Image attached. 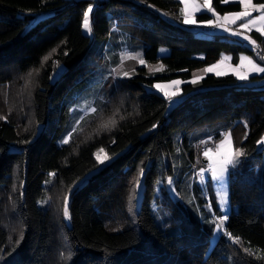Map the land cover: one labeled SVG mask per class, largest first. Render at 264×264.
I'll use <instances>...</instances> for the list:
<instances>
[{"label": "trees", "instance_id": "trees-1", "mask_svg": "<svg viewBox=\"0 0 264 264\" xmlns=\"http://www.w3.org/2000/svg\"><path fill=\"white\" fill-rule=\"evenodd\" d=\"M90 2L98 3L93 39L82 31ZM136 2L180 20L176 0H0V264H264V147L257 143L264 135V74L251 80L259 85L208 75L184 85L185 99L170 111L166 98L148 91L160 80L188 82L224 54L237 64L241 54L257 57L256 50L143 16L150 22L138 28L145 62L160 63L171 75L150 78L141 68L108 84V101L60 145L70 95L106 63L90 54L93 41L106 42L116 20L140 16ZM212 6L220 15L241 10L221 0ZM252 36L264 55L263 38ZM162 46L170 49L166 57L158 55ZM56 62L63 72L52 80ZM109 120L115 124L102 127ZM243 122L247 129L236 147L244 155L238 176L231 174L232 212L225 225L231 238L223 235L212 247L220 210L211 187L214 214L204 210L195 180L190 183L197 145L217 143ZM101 148L112 159L98 166ZM169 177H178L176 198L164 189L159 194ZM137 179L139 210L136 201L129 203ZM69 188L67 221L62 199Z\"/></svg>", "mask_w": 264, "mask_h": 264}, {"label": "rangeland", "instance_id": "rangeland-1", "mask_svg": "<svg viewBox=\"0 0 264 264\" xmlns=\"http://www.w3.org/2000/svg\"><path fill=\"white\" fill-rule=\"evenodd\" d=\"M89 1L99 2V1H105V0H89ZM197 2L202 4L203 0H197ZM233 3H236V2H234V0H230V2L227 4H233ZM253 3H255V4L264 3V0H253ZM92 4H93V12L90 14L91 31L85 30L83 28V23H82V31H83L85 36L93 39L94 38L93 20H94V14H95L98 3H92ZM136 4L138 5V6L136 5L138 8L135 7L134 11L139 12L140 16L134 15V16H129V17L123 18L121 20H116L115 24L112 27L111 35L106 42L95 41V40L93 41L92 48L90 49V54L99 55V56L103 57L106 60V63H105V66L103 68L99 69L96 73H94V76L90 80H88L86 82V84L78 86L77 89L74 90V92L70 95V97H69L70 107H71L70 116H69L68 123L66 124V126L64 128V133H63L62 139L67 137V134L71 131L72 135L70 137H68V139L70 141L73 134H75L76 132H78L80 130L82 125L85 123V121H87L91 115L96 113V112H94V113L91 112L90 108L94 107V108H96V111H97L98 108L104 102L108 101V97H107L108 93H106V86L108 84L113 83V82H117L118 80L131 78L134 75H136L137 71L141 68L147 69V75L150 78L164 77V76L171 75V72L167 71L164 67H163V70L160 72L150 71V68H155V67L161 65L160 63L155 64V65H148L145 62V64L141 65V64H139L138 59L132 58V57H139V58L144 59V61H145L144 48H145L146 43H145V40L138 35V28L145 27L144 25H148V24L150 25V22L144 20L142 18L143 16L148 17V19H150L151 21H160V19H163V20L167 21L169 24H172L174 26L175 25H182L185 28H187V29L191 30L192 32H194L195 34H197L198 36H202V37H206V38H211L214 36L230 38L232 41L240 43L241 45H243L244 47H247L251 51H255V50L259 49V47L260 48L262 47L261 44L252 36L253 33H257L255 30H253L251 33H248L252 39H255L257 41V46L255 48H253L251 45L248 44L247 41H243L240 37L232 36L228 32H224L221 29H216L215 32L205 33L203 31V27H205V26H203L202 24L185 25L182 23V17H180V20H178L174 16H168L165 13H162V12L156 10L155 8L151 7V6H149V9L140 8L141 5L144 6L141 2H136ZM182 7H183V5L181 4V8ZM201 14H208L209 16L212 17L211 13L207 12L206 10H202L201 12H198L195 14V18L197 19V17ZM257 15H259V13H253V16H257ZM233 27H235V26H233ZM257 34H259L263 38V41H264V36H262L260 33H257ZM161 49H164L165 51H161ZM169 54H170V49L168 47H166V46L160 47L159 53H158L159 57H166ZM241 55L248 56V57L252 58L253 60H255L257 63H260L261 66H264V61H261L259 58L255 57V56H252V55H249L246 53L241 54ZM223 56L232 57V55H229V54H224V55H222V57ZM198 57L200 59H203L205 56L199 55ZM226 64H231L233 66L236 65L233 63V59H231L230 61H226ZM121 66H122L123 71H128L130 73L129 77H126V78L119 77L113 71L114 69H120ZM204 68L194 71L193 74L202 75L203 78H205L208 75H215L213 73H207V74L203 73ZM263 74L264 73L253 74L250 77L249 81H239V80L238 81L240 83H244L246 85H259L260 84L259 80L256 82L251 81V80L253 77L260 78L263 76ZM229 75H231V74H229ZM172 80H177V79L160 80V81L154 82V84H156V83H169ZM179 80L183 81L182 79H179ZM188 83L189 82L183 81V83L180 85V90H181L180 95H178L177 97H174V101H175L174 103H171V104L169 103V105H168L169 111L171 109H173L175 106H177L181 101H183V99H185L184 92H183V86L188 84ZM148 91L154 92V93H157V94H160L163 96L162 93L158 92L156 89L152 88L151 86H148ZM81 117H83V119H81ZM242 124H243V127L241 126L236 132H234L232 130L228 131V132H230V140L232 142L233 148H237L236 147V141L237 140H241V139L243 140L244 139V135H245V131L247 129V125L244 122ZM73 129H75V131H72ZM263 137H264V135H263ZM219 140L217 141V143L219 142ZM60 145H66V144H62L60 141ZM259 147H260V149H262L264 147V143H260ZM212 148L215 149V146ZM204 150H206V148L201 149L200 145L199 144L197 145L196 164H195V168H193L194 169L193 170L194 176H193L192 180H190V183L193 182V180H195V183L198 184L199 189H200V197H201L202 201L204 202V205H203L204 210L207 213L214 214L213 205L211 203V192H210L209 187L212 188L214 195L216 197V200H217L218 208L220 210L219 216H222L224 214V212L219 207V198H218L220 190H221V182H213L208 173H205V180L203 182H201L199 179L198 173H199L200 169L202 167H205L208 163V161L203 156ZM101 155L103 156V153ZM205 160H206V162H204ZM240 160H241V157L238 158V160L234 166L229 168L228 174L226 176V181L224 182V187H226V190L228 192V205H227L228 217L230 216V214L232 212L231 199H230L231 174L233 173L235 177L238 176V173H239L238 165L240 164ZM101 166H103V165H101ZM256 169L259 170V167L256 166ZM172 179H173L174 183L171 187L168 184V180H167V182L164 181L160 185L159 194H160V191L162 189H164L165 191H168L169 194L171 195V197H173V198H176L179 196V194L175 188V182L178 180V177H174ZM85 181H87V180H84V182ZM83 183H80L79 185H82ZM142 190H143L142 186H140L139 195H138V198L136 200V202H137L136 209H138V210H139V206H140L142 196H143ZM209 205H211V207H209ZM219 216H217L215 218L217 219ZM227 221L225 222V225H226ZM224 233H225V226H224V230L222 232H215L214 231V236L212 237V240H211L212 247L217 243V241L219 240V238L221 236L225 235Z\"/></svg>", "mask_w": 264, "mask_h": 264}, {"label": "snow or ice", "instance_id": "snow-or-ice-1", "mask_svg": "<svg viewBox=\"0 0 264 264\" xmlns=\"http://www.w3.org/2000/svg\"><path fill=\"white\" fill-rule=\"evenodd\" d=\"M178 3L182 4L183 7L180 9V16L182 17V23L185 25H198L202 24L205 27L221 29L224 32H228L232 36L240 37L243 41H247L249 45L253 48L257 46V41L252 39L248 33H251L255 30L257 33H260L264 36V3L255 4L253 0H234V2L238 3L241 10L233 13H228L224 15H220L216 12L214 7L212 6V0H203V3L197 2V0H177ZM230 0H221V3L227 4ZM202 10H206L211 13V19L200 22L195 18V14L201 12ZM93 12V4L90 2L87 6V9L83 11V28L87 31H91L90 27V14ZM253 13H259L257 16H253ZM235 26V27H233ZM161 51H165L161 49ZM67 53H65L66 55ZM49 57H44V60H47ZM133 59H138L139 64H145L144 59L139 57H132ZM232 57L223 56L216 63L205 67L203 69V73H213L216 76H225V75H233L239 81H249L250 77L253 74H261L264 73V66H261L260 63H257L255 60L248 56L241 55L238 59L239 62L233 66L231 64H226V61H230ZM259 59L264 61V55L260 56ZM163 70V65H159L155 68H150L152 72H160ZM117 76L126 78L130 76L128 71H123L122 66L120 69L113 70ZM63 72V67L56 62V67L53 70L52 75L49 77L54 80L57 76L61 75ZM31 75V73H29ZM203 79L202 75L193 74V78L188 81L189 83L196 84ZM183 81L177 79L172 80L169 83H156L151 87L156 89L158 92L162 93L164 98L171 104L174 103V97L180 95V85ZM91 112H96V108H90ZM83 119V117H81ZM114 120H109L105 122L102 127H109V125H114ZM157 127V125H153V128ZM72 131H75L73 129ZM72 135L70 131L67 134V137L61 140L62 144H68L69 139ZM202 143H207L203 142ZM258 144L264 143V137L261 138ZM103 153V156L101 155ZM244 155V151L242 148H233L232 142L230 140V132H226L222 134V139L215 145V149L212 147L206 148L203 152L204 158L208 161L205 167H202L198 173L199 179L201 182L205 180V173L210 175V178L213 182H221V190L219 193V207L224 212L222 216H219L214 223V231L222 232L224 230L225 222L229 219L227 215V205H228V192L226 187H224V182L226 181V176L228 174L229 168L234 166L239 157ZM96 164L104 165L107 161L112 159V157L108 156L104 149L101 148L97 153H95ZM143 168L140 169V176H143ZM88 177L85 176L82 178L74 187H77L79 183H83L84 180H87ZM174 181L172 177L168 178V184L171 187ZM141 186L140 179L136 180L135 187L132 190V194L129 197V203L132 204L133 201H136L139 195V188ZM22 187V185H21ZM72 188L68 189V192L63 196L62 199V215L66 220L71 219L70 216V196H71ZM23 195V192L20 193ZM211 207V205H209ZM225 235L231 238V233H224ZM23 234L21 232L20 239L22 240ZM240 242L239 237L233 238V243L238 244ZM19 243V240L17 241ZM246 252L249 249H244Z\"/></svg>", "mask_w": 264, "mask_h": 264}, {"label": "built area", "instance_id": "built-area-1", "mask_svg": "<svg viewBox=\"0 0 264 264\" xmlns=\"http://www.w3.org/2000/svg\"><path fill=\"white\" fill-rule=\"evenodd\" d=\"M203 31L205 33L214 32V31H216V28H205ZM255 54L257 57H260L262 55V50L260 48L257 49ZM261 84L264 85V78L261 80ZM203 142H207V143L200 142L199 145H200L201 149L207 148V147H214L216 145V142L213 140H205Z\"/></svg>", "mask_w": 264, "mask_h": 264}, {"label": "crops", "instance_id": "crops-1", "mask_svg": "<svg viewBox=\"0 0 264 264\" xmlns=\"http://www.w3.org/2000/svg\"><path fill=\"white\" fill-rule=\"evenodd\" d=\"M205 28H210V27H203V30H204ZM214 32H215V31H214Z\"/></svg>", "mask_w": 264, "mask_h": 264}, {"label": "water", "instance_id": "water-1", "mask_svg": "<svg viewBox=\"0 0 264 264\" xmlns=\"http://www.w3.org/2000/svg\"><path fill=\"white\" fill-rule=\"evenodd\" d=\"M204 162H206V160Z\"/></svg>", "mask_w": 264, "mask_h": 264}]
</instances>
